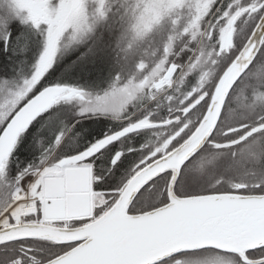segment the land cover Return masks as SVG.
<instances>
[{"label":"snow or ice","instance_id":"snow-or-ice-1","mask_svg":"<svg viewBox=\"0 0 264 264\" xmlns=\"http://www.w3.org/2000/svg\"><path fill=\"white\" fill-rule=\"evenodd\" d=\"M18 18L43 50L29 77H0V264H264V0H8L5 52ZM81 44L116 53L102 94L49 83ZM62 104L80 106L72 122L13 172ZM91 116L122 126L63 151ZM141 133L108 185L100 156Z\"/></svg>","mask_w":264,"mask_h":264},{"label":"trees","instance_id":"trees-1","mask_svg":"<svg viewBox=\"0 0 264 264\" xmlns=\"http://www.w3.org/2000/svg\"><path fill=\"white\" fill-rule=\"evenodd\" d=\"M1 11L3 10H0V12ZM3 14H1L2 16L0 15V17L7 16V14ZM8 30L11 32V36L8 38L7 52H5L4 36L1 39L2 41L0 42V69L8 70L10 68L17 67L18 65L22 66L29 59H31L33 63L34 59L39 58L41 54L39 47L42 46L43 38L31 24L23 23L19 19H17L15 21V25L9 26ZM113 62L115 61H113L112 53L110 50L107 54L98 52L94 54L87 52L82 54L78 58L72 59L70 63L61 65L59 68L53 69L51 74L58 79L55 77L52 78L50 76L51 78L49 79V83H56L62 80H70L74 82H85L93 86H98L99 84L106 82L112 76L113 68L115 66ZM71 120V118L69 119L65 116V113L61 112V116L54 119V122L51 123L50 121L49 123H47L39 138L34 134L33 139L30 141L31 151L28 152L27 155H13L12 162L10 163V168L13 170V172L19 171L28 163L36 162L41 154V146L38 143V140L42 138L46 143H51L52 140L55 139V133L59 131L63 124H70ZM103 129L104 124L100 121H86L80 123L77 126L76 130L70 134L71 138L68 140V148H70V150L79 148L87 141H90L94 137L102 134ZM76 132H78L79 135H76ZM123 161L124 166L120 167L119 172L116 176L113 177L111 175L112 172L109 173L110 178L107 182L108 185H115L117 180L121 177V174L124 173L128 168V158L126 157ZM99 168L108 170L109 165L108 163H104L99 166Z\"/></svg>","mask_w":264,"mask_h":264},{"label":"flooded vegetation","instance_id":"flooded-vegetation-1","mask_svg":"<svg viewBox=\"0 0 264 264\" xmlns=\"http://www.w3.org/2000/svg\"><path fill=\"white\" fill-rule=\"evenodd\" d=\"M112 53V58H114L116 56V53L114 51L111 52ZM74 54V52L72 53ZM183 59V58H182ZM120 71V68L118 65L115 64L114 68H113V74L112 76L107 80V82L109 83L108 86L105 88V89H96L97 86L94 87V91L91 89V88H87L83 85H81L80 82H74V81H70V80H62L63 81V84H70V85H76L78 87H81L83 89H87L88 92L92 93V94H102L103 91L107 90V88L109 87L110 85V82L113 78V76L118 72ZM51 77L53 78L54 75L51 74ZM74 108V106H76L75 104L72 105ZM60 107L61 106H58L57 110L60 111ZM95 118L94 119H91L93 121H97V122H103V124H107L108 126L111 127V130H109L108 132H104L100 135H98L97 137H94L93 139H91L90 141H87L84 145L80 146L79 148H76V150H81L83 149L85 146H87L88 144L90 143H94L96 140H99V139H102L105 134L109 133V132H115V131H118L120 129V127L122 126L120 122L118 121H115V120H112L110 118H107V117H104V116H91L90 118ZM87 119L89 117H86ZM86 118H82V119H86ZM148 139V135L146 133H141L140 135H135L134 139L132 140H127V138H125V141L122 143L121 141H117L114 143L113 146H110V148H112V151L111 152H108L106 150V153L102 156H100V160L103 161V163H100L98 164V168L99 166H101L102 164H106L108 163L109 165V168H108V174L106 175L105 177V180L108 182L109 181V173L111 172H114L116 169L112 167V161H111V156H113L115 154V152H118V151H121V150H125V156L122 157V160H125V158L127 157L129 162L131 160H133L136 156V153H131V152H127L126 149L129 148V147H136L138 146L139 144H143L146 142V140ZM99 170L101 171H104L103 169H100ZM130 168L128 166V168L126 169V171L124 173L121 174V177L117 180L116 184L120 183L123 179L126 178V175L127 173L129 172ZM115 186V185H113Z\"/></svg>","mask_w":264,"mask_h":264},{"label":"bare ground","instance_id":"bare-ground-1","mask_svg":"<svg viewBox=\"0 0 264 264\" xmlns=\"http://www.w3.org/2000/svg\"><path fill=\"white\" fill-rule=\"evenodd\" d=\"M19 19V18H18ZM20 20V19H19ZM21 22H22V20H20ZM109 29H110V27H108V28H105V29H102L101 28V30H100V33H103L104 35H105V37L108 35V32H109ZM102 31V32H101ZM87 52L89 53V51L87 50ZM80 53H82V51L81 52H79V54ZM28 56V55H27ZM80 55H78V53H74V54H71V55H69L68 57H66L63 61H61L60 63H58L57 64V66L56 67H54V69H56V68H59L61 65H64V64H68V63H70V61L72 60V59H75V58H78ZM61 59V58H60ZM34 70V64L32 63V61H31V63L30 64H27V62H25L22 66H17V67H14V68H10V69H8V70H2V69H0V77H4V78H7V79H10V80H17V81H19V79H21L22 77H24L27 73H28V71H33ZM55 77V76H54ZM12 78V79H11ZM55 78H57V77H55ZM58 79V78H57ZM61 80V79H60ZM63 82V81H62ZM81 83V85H83V86H85V87H87V88H91L93 91H94V87L95 86H93V85H90V84H87V83H85V82H80ZM108 82L106 81V82H103L102 84H99L98 86H97V88L96 89H100V90H102V89H105L107 86H108ZM72 104L71 105H64V104H62L61 105V107H60V111H59V113H60V115H59V117L61 116V112L62 113H65V116L67 117V118H69V117H71V119L73 120V114H76V112H73L72 111ZM61 110H64V111H61ZM58 117V118H59ZM91 119H94L95 120V118H86V119H80V123H82V122H86V121H93V120H91ZM52 122H54V120H52L51 121V123ZM109 130H111V127L110 126H108L107 124H104V129H103V133L104 132H108ZM54 137V136H53ZM55 138V137H54ZM54 138H52V139H54ZM53 141V140H52ZM97 141V140H96ZM65 151H75V149L74 150H70V148H68V141H66V143L63 145V147H62ZM40 151H42V149H40Z\"/></svg>","mask_w":264,"mask_h":264},{"label":"rangeland","instance_id":"rangeland-1","mask_svg":"<svg viewBox=\"0 0 264 264\" xmlns=\"http://www.w3.org/2000/svg\"><path fill=\"white\" fill-rule=\"evenodd\" d=\"M90 7H91V10L94 11V7L95 6L94 5H91ZM0 10H3V11L0 12V15L3 14L4 11L5 12H4L3 15H5V14L8 15V0H0ZM19 19L22 20V18H19ZM114 22H115V16H114L113 13H109V16H108V19L107 20H103L102 18L99 19V20H97V19L94 18V24L96 26L95 27L96 36L103 35L105 37V35L103 33H100L101 28L102 29L108 28L111 25H113ZM23 23H26V22H23ZM28 24H30V23H28ZM3 36H4V34H0V42L2 41L1 39L3 38ZM39 50H40V53H42V50H43V42H42V46L39 47ZM87 50H88V44H81V45H78V46H74L73 48H70L67 51L62 50L60 52L58 58H57V63H56V65L54 67H56L58 63H60L61 61H63L66 57H68L69 55H71L73 52L74 53H78V55L81 56L82 54L87 53ZM81 51H82V53L79 54V52H81ZM37 61H38L37 58L34 59V61H33L34 66L37 63ZM113 61H115V62H113V64L114 65L115 64L117 65V63H116V56L113 58ZM26 62H27V64H30L31 63V59L27 60ZM33 71H31V73L28 71L29 73L26 74L24 77H22L19 80H22L23 78L29 77L32 74ZM50 76H51V74H50ZM79 108H80V106L79 105H76V106H74V108H72V111L77 113L79 111ZM73 117H75V114H73ZM70 118L71 117H69V119ZM71 122H72V120H71ZM62 150H64V149L62 148Z\"/></svg>","mask_w":264,"mask_h":264}]
</instances>
